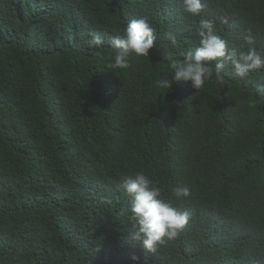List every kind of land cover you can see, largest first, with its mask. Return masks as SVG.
<instances>
[{
	"label": "trees",
	"instance_id": "obj_1",
	"mask_svg": "<svg viewBox=\"0 0 264 264\" xmlns=\"http://www.w3.org/2000/svg\"><path fill=\"white\" fill-rule=\"evenodd\" d=\"M202 3L190 17L181 0H0V264H264V69L156 86L199 46L202 18L238 53L250 31L264 54V0ZM141 16L150 57L115 73L111 37ZM140 171L191 212L155 253L122 214V177Z\"/></svg>",
	"mask_w": 264,
	"mask_h": 264
},
{
	"label": "clouds",
	"instance_id": "obj_2",
	"mask_svg": "<svg viewBox=\"0 0 264 264\" xmlns=\"http://www.w3.org/2000/svg\"><path fill=\"white\" fill-rule=\"evenodd\" d=\"M181 5L190 17L200 16L204 9L202 0H181ZM215 32V21L202 18L196 31L199 46L194 52H186L182 60H170L168 74L156 82L157 88L171 89L174 83L183 80L200 90L209 81L223 84L222 73L226 67H231L233 74L241 79H247L252 71L264 69V54L254 47L255 37L250 31L244 36L249 48L239 53L229 48L228 42ZM157 39L156 30L146 16L132 19L123 33L111 37L114 55L110 56L111 62L106 67L116 73V70L129 67L133 55L150 57V50ZM103 42L104 38L97 34L92 37L90 45L100 46ZM171 45L173 48L179 46L174 36ZM119 187L129 198L128 207L122 210V214L130 213L129 238L141 243L145 253H155L157 245L164 243L165 239L175 240L191 218L190 211H181L161 199V188L143 171L122 177ZM171 191L177 199L191 196V188L187 185L174 186ZM131 259L139 261L137 256Z\"/></svg>",
	"mask_w": 264,
	"mask_h": 264
}]
</instances>
